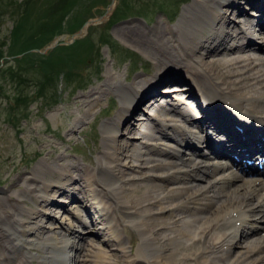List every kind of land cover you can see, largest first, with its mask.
Segmentation results:
<instances>
[{
  "label": "bare ground",
  "instance_id": "obj_1",
  "mask_svg": "<svg viewBox=\"0 0 264 264\" xmlns=\"http://www.w3.org/2000/svg\"><path fill=\"white\" fill-rule=\"evenodd\" d=\"M194 2L200 5V9L195 8L188 12L193 16L191 20L183 17V26L187 27L186 34L192 37L190 42H187L188 36L185 37L181 30L169 27L163 22L149 31L136 25L117 30V35L123 42L154 61L157 71L154 76L141 80L129 82L126 78L124 83L117 82L116 77L109 72L106 74L104 85L84 95L80 104L81 108L87 111L83 118L73 120L77 125L84 123L85 119L92 115L91 108L94 103L100 105L101 100L105 96L109 97L113 91L119 92L122 99L117 118L102 125L104 151L97 157V167L93 171L85 166H78L77 171L81 175L74 177L71 169L73 166L71 163H65L66 156L60 154L61 151L58 153L59 149L54 146V149L49 148V157L39 164L32 176L14 179L11 185L13 189L18 188L17 191L12 195L0 197V264H10L14 261L15 264H77L81 260L74 256L81 250L83 256L89 255L90 251L75 243L77 240L82 241L86 233V227L76 223L82 216L88 217V221L97 226V231H100V225H103L105 230L112 232L118 242L117 246L123 250L125 264H162V259L173 251L172 247H176L177 242L192 236L191 230H199L202 237L223 232L222 236L213 237L210 246L208 244V247L198 254L204 264H212L210 253L213 257L219 256L213 264H264V219L258 217L264 213V183L261 179L243 180L242 171L241 174L230 173L215 177L216 171L225 166H207L197 162V159L192 162L181 159L179 162L182 166L177 162L173 164V161V165L162 161L158 165H152V160L144 162L143 159V156L153 153L154 149L159 153L170 150V147H161L159 144V141H163L161 135L159 137L150 133L154 131L155 122H159L160 130L169 134L171 130L174 131L169 137L181 145L180 148L187 146L186 136H194L199 140L196 130L189 129L190 126L187 125L191 123L192 114L195 118L201 116L197 108L202 105V99L204 104L207 102L209 105L201 111L206 115V121L194 120L198 129L208 132L215 126L214 129L226 128V132L235 131L234 137L231 135L233 132L227 137L220 135L226 138L227 146L217 147L214 144L217 152L215 156L220 155V152L242 156L248 153L251 146H264V134L259 135L256 127L253 129L247 123L248 118L264 121V58L255 59L250 54H242L246 49L254 50L257 47L248 36L253 35L254 40L264 47V29L260 28L264 26V0ZM250 13H257L260 17L252 19ZM241 18L247 22L242 27L236 23L241 21ZM255 21L258 25H255ZM256 28L260 29L257 31ZM258 36H261L263 41L259 40ZM204 56L213 59H206ZM176 69L179 72H176ZM181 69L189 72V78H185L189 81L187 85H173L160 91L161 86L183 83ZM217 80L221 82L216 83ZM164 92L174 93L171 102L167 100L170 95L166 96ZM181 93L183 95H180ZM195 93L201 97L199 105ZM164 97L166 99H163ZM189 97L195 102L186 101ZM155 98H160L156 107ZM182 101L187 104L184 107L186 111L182 110ZM151 102L154 112L156 109L164 114L176 113L181 119L177 120L178 116L176 120L161 117L157 113H151L152 109L142 115L141 106H149ZM216 103L222 107L215 105ZM153 115L156 119L152 120L150 118ZM151 121L153 125L150 124ZM138 125H144L143 128L147 131L136 130L138 136L134 137L141 141L122 138V128L132 132ZM205 142L207 144V140ZM177 151L179 154L181 150L177 148ZM212 154L214 155L213 152ZM175 156L180 157L176 154ZM190 178L203 183L179 187L180 189L175 186L178 188L175 191H171L173 188H164L163 184H155L148 186L142 195H138L133 188L134 181L160 179L165 183H172ZM237 181L241 183L234 184ZM232 183L234 187L230 188ZM78 192L82 194L81 197ZM101 192L110 199L109 201H113L115 217L110 215L106 208L101 207ZM21 198L33 201L35 207L24 208L19 204ZM73 208L75 212H72ZM188 212L194 214V218L183 221L181 216ZM115 221L126 228L123 227L121 231ZM128 226L138 231L149 256L144 253L134 255L132 251L130 253L123 248V235ZM258 227L263 229V232L259 231L262 235L253 242L254 248L249 245L241 246L245 250L220 257L221 248L228 251L238 244L240 232ZM108 235L106 238L112 240L113 237ZM71 251H75L73 256ZM160 258L162 259L158 260ZM154 259L156 260L153 262Z\"/></svg>",
  "mask_w": 264,
  "mask_h": 264
},
{
  "label": "rangeland",
  "instance_id": "obj_2",
  "mask_svg": "<svg viewBox=\"0 0 264 264\" xmlns=\"http://www.w3.org/2000/svg\"><path fill=\"white\" fill-rule=\"evenodd\" d=\"M111 2L112 0H0V53L4 55L3 64L0 66V88L2 89L0 90V197L14 194L18 189L12 188L11 183L14 179L32 176V172L38 169L39 164L49 157L50 149H54V146L59 149L58 153L61 151L60 154L63 153L66 156V158L64 156L65 163H71L73 166L71 169L74 177L77 178L81 175L77 171L78 166L93 171L97 167V157H100L104 151L102 125L117 118L122 107V99L119 92L113 91L109 97L105 96L101 100L100 105L94 103L91 108L93 110L92 115H89L84 123L77 125L74 124L75 121L73 120L83 118L87 111L83 110L80 104L84 95L89 94L94 88L104 85L106 74L109 72L116 77L117 82L124 83L126 78L129 82L135 79L141 80L147 76L148 78L154 76L155 71H157L154 61L123 42L118 37L117 30L121 27L136 25L149 31L158 23L163 22L169 27L181 30L183 34L185 33V37L188 36L187 42H190L192 37L186 34L187 27L186 25L183 26L185 21L183 17L186 16L189 20L193 16H190L188 12L195 10V8L200 9V5L194 0H117L116 8L106 22L91 27L84 37L71 45H65L88 20L103 16ZM240 20L236 23L239 24L244 21L243 18ZM180 22H182L181 25ZM248 37H250L249 39L254 38L253 35ZM258 38L263 41L261 36ZM55 41H58L57 46L45 52V49ZM254 52L257 51L251 50L242 52V54L247 53L256 57ZM257 55L264 57L261 53ZM204 58L206 57L204 56ZM206 59L212 60L213 58L208 56ZM10 69L14 73L21 74L27 80V85L22 86L19 90L18 84H11L4 79V73L11 72ZM181 70L183 83L177 84L182 85L186 84L189 72ZM176 72L179 70L176 69ZM37 81L41 83V86L36 85ZM212 81L214 82V79ZM220 82L217 80L216 83ZM167 86H161L160 91H163L162 89ZM42 89L46 90L45 95H43L46 98H40L39 92ZM209 98L211 99L212 96L210 95ZM159 99H154L155 107ZM168 100L172 101V98ZM152 105L151 102L149 106H141L142 115L148 113V110L152 109ZM181 107L184 108L185 105ZM151 113H157L161 117H168V119L170 117L175 120L176 116H180L172 112L169 114L157 112L156 109L155 112L152 109ZM150 119L156 118L153 115ZM143 126H136L132 132L122 128V138L141 141L135 137L138 136L137 131L140 132V129L147 132ZM150 133L160 137L156 130ZM199 137L201 136L198 134ZM60 144L62 145L60 146ZM159 144L161 147H170L168 152H177L178 147L175 143L164 140L159 141ZM143 159L144 162L145 160H152V165H158L160 161L170 165H173L174 162L180 163L179 158L171 154H160L155 149L153 153L150 152L143 156ZM180 159L192 162L198 158L191 156V154L188 155V153H181ZM200 160L210 164V161ZM181 164L179 165L182 166ZM152 180L134 181L133 188L138 195H142L148 186L155 184H163L165 185L164 188H173L171 191H175L179 187H191L201 182L195 183L193 179L172 183H165L160 179ZM171 185L172 187H170ZM77 186L79 185L77 184ZM100 189L98 188V190ZM81 196L82 194H80ZM100 200L102 208L105 207L114 212L113 201H109L110 199L104 196V193L102 195V192L100 193ZM19 204L26 209L35 207L33 201L22 198ZM72 212H75L74 208ZM190 212L181 216L183 221L194 218L195 215ZM65 217L71 219L66 215ZM80 220L82 224H86L89 230H87V235L82 241L77 240L75 243L88 248L90 251L89 255L85 256L81 255L82 250L79 251L78 255L74 256V258L81 260L77 264H103L100 261L107 262L106 264L126 263L123 250L117 246L118 242L112 232L109 234L108 231L101 230L96 234L97 226H91L86 217L82 216ZM43 224L47 226L46 223ZM124 227L126 228V226ZM119 228L123 229L122 227ZM198 231L191 230L192 239L191 237L181 239L177 242L176 247H172L171 253L158 260L162 259V264H204L200 261L201 257L198 254L202 249L208 247V244L210 246L213 237L222 236L221 233L223 232L202 237ZM46 232L48 231L46 230ZM247 233L248 231L243 234L240 246L244 247L248 242L255 241L261 235L257 233V235L246 236ZM105 234H109L113 239L108 240ZM109 235L108 237H110ZM123 237V248L130 253L131 251L134 255L148 253L142 244V237L133 227L128 226ZM97 247L99 250H96ZM239 250H244V248L233 249V251ZM223 253L224 249L221 248L220 257L224 256ZM21 254L19 253V255ZM74 254L75 251H71V256ZM209 256L212 257H210L212 264L219 258V256L213 257L211 253ZM83 259L88 261H82ZM10 264H15V261Z\"/></svg>",
  "mask_w": 264,
  "mask_h": 264
},
{
  "label": "water",
  "instance_id": "obj_3",
  "mask_svg": "<svg viewBox=\"0 0 264 264\" xmlns=\"http://www.w3.org/2000/svg\"><path fill=\"white\" fill-rule=\"evenodd\" d=\"M116 4H117V0H112L110 7L107 9L106 13L103 16H101L99 18L88 20L85 23V25L82 27V29H80L76 34L72 35L71 40L68 43H65V45L66 44L71 45L76 40L84 37L90 27L106 22L111 17L112 13L114 12V10L116 8ZM57 44H58V41H55L52 45H50L49 47H47L45 49V52H48V51L54 49L55 46H57ZM45 52H43V53H45Z\"/></svg>",
  "mask_w": 264,
  "mask_h": 264
},
{
  "label": "trees",
  "instance_id": "obj_4",
  "mask_svg": "<svg viewBox=\"0 0 264 264\" xmlns=\"http://www.w3.org/2000/svg\"><path fill=\"white\" fill-rule=\"evenodd\" d=\"M3 58H4V55L2 53H0V65H1V61ZM10 71L11 72L4 73V75H3L4 79L8 80V82L11 84H18L19 90L22 88V86L27 85V83H26L27 80L25 78H23L21 74H19L17 72L14 73V71H12L11 69H10ZM36 85L41 86V83L37 81ZM0 90H2V89L0 88ZM45 93H46V90L42 89L39 92V94L41 95L40 98H46V97H43V95H45Z\"/></svg>",
  "mask_w": 264,
  "mask_h": 264
}]
</instances>
